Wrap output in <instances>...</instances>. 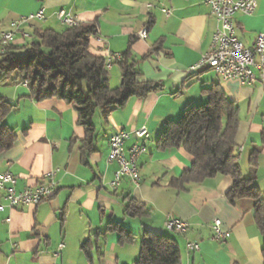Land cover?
I'll use <instances>...</instances> for the list:
<instances>
[{
    "label": "crops",
    "instance_id": "obj_1",
    "mask_svg": "<svg viewBox=\"0 0 264 264\" xmlns=\"http://www.w3.org/2000/svg\"><path fill=\"white\" fill-rule=\"evenodd\" d=\"M255 1L252 16L238 14L236 18L237 36L250 49L257 35L264 33V0ZM42 8L47 20L33 21L26 27L31 38L36 30H65L57 13L69 11L81 24L98 23V35L90 39L95 56L105 58L107 51L122 55L134 39L131 60L138 62L142 80L163 88L146 98L131 99L122 109H99L94 118L93 151L84 156L85 132L78 126L72 106L58 99L38 102L16 78L0 85V98L14 106L4 123L16 134L13 147L0 152V175L11 172L17 179L15 190L22 192L44 183L47 173L61 170L56 176L60 187L53 197L37 206L17 207L2 214L0 264H134L145 231L176 239L183 264H264L255 201L231 202L227 195L233 179L228 176L190 184L185 190L172 187L174 179L191 169L194 158L184 149L157 148L164 122L177 121L188 104H206L209 97L205 90L219 85L240 112L234 149L242 175L252 180L264 197V84L249 87L236 80L224 81L209 68L188 75L211 49L217 29L211 8L204 0H0V32ZM165 8L173 9L170 17L162 13ZM150 19L153 26L148 38L142 40L138 32L147 28ZM30 39L18 36L13 45L29 44ZM148 54L151 56L141 61ZM121 77L122 71L115 64L109 70L110 86L118 88ZM2 113L0 108V117ZM143 126L148 128L149 138L137 160L142 186L134 189L126 180L113 193L108 184L118 164L107 162L110 139L120 131L134 132ZM140 142L129 139L126 152ZM240 147L244 151L238 154ZM254 151L259 152L256 168L249 165ZM127 196L146 204L151 214L139 219L126 217ZM167 215L189 223L186 235L165 228ZM6 218L10 223L4 221ZM216 219L230 230L231 238L225 243L213 240ZM110 223L133 233L135 242L122 245L118 233L107 232ZM88 240L92 241L89 260L82 249ZM193 242L200 245L199 251L187 249ZM62 244L65 247L55 257Z\"/></svg>",
    "mask_w": 264,
    "mask_h": 264
},
{
    "label": "trees",
    "instance_id": "obj_2",
    "mask_svg": "<svg viewBox=\"0 0 264 264\" xmlns=\"http://www.w3.org/2000/svg\"><path fill=\"white\" fill-rule=\"evenodd\" d=\"M152 26L153 20L150 19L148 32ZM97 35V22L80 23L61 32L36 30L32 36L37 39L36 42L23 46L9 45L6 53L0 54V85L13 78L26 81L36 101L58 99L74 108L78 115L77 124L85 132L82 142L84 156L93 151L96 135L94 118L99 109H122L131 99L146 98L163 88L160 84L142 80L138 62L131 60L134 39L122 54V60L115 63L120 67L122 77L120 86L112 88L108 81L106 59L90 51V39ZM150 56L146 55L141 61ZM205 93L209 97L206 104H188L177 121L164 122L157 148L160 151L184 149L194 158L191 169L174 179L172 187L185 190L190 184L203 183L220 175L228 176L233 179V186L227 195L231 202L238 199L255 201V221L263 236L264 258V197L253 181L242 175L235 155L239 109L219 85L205 90ZM0 108L3 112L0 117V152H3L13 147L16 134L4 123L14 106L0 98ZM258 157V151L250 155L249 165L252 168L257 167ZM124 202L128 218L139 219L151 214V209L135 198L127 196ZM107 232L118 233L122 245L135 242V235L118 223H110ZM91 243L88 240L82 246L88 260ZM134 264H183L180 246L172 237L145 231L140 256Z\"/></svg>",
    "mask_w": 264,
    "mask_h": 264
},
{
    "label": "built area",
    "instance_id": "obj_3",
    "mask_svg": "<svg viewBox=\"0 0 264 264\" xmlns=\"http://www.w3.org/2000/svg\"><path fill=\"white\" fill-rule=\"evenodd\" d=\"M205 4L211 8L213 16L217 21V29L213 35L211 49L208 54L196 65L192 66L188 75L194 74L202 69L209 68L222 80L224 77V50H223V24L222 13H231V36H232V62H233V80L241 83L242 86L253 87L258 83L264 84V33H259L254 40V48H247L237 36L236 18L238 14L252 16L256 12L255 0H204ZM153 8V5H149ZM162 13L166 17L173 14V9H162ZM58 21L65 27L71 28L72 21H80L77 16L66 10H60L57 13ZM47 16L45 10L42 8L39 11L22 16L10 24L9 30L0 32V54H5L7 47L12 45L18 36L24 40L30 39L31 34L26 30L30 27L33 21L45 22ZM97 37V36H96ZM138 37L146 40L142 30L138 32ZM105 42L103 38L98 39ZM107 68L110 70L116 62L122 60L121 54H112L106 52ZM22 85L28 87L26 81ZM135 138L140 143L132 146L129 153L126 152V142ZM149 138V130L143 126L134 132L120 131L113 135L110 139V149L107 157L108 163H117L118 169L114 174L113 180L108 184V188L116 193L123 183L129 181L131 187L139 189L142 186V176L140 173L137 160L139 156L146 150V142ZM244 151L242 147L237 149L238 154ZM60 169H56L47 173L44 177L45 182L35 188L26 189L22 192L15 190L17 183L16 177L11 172H6L0 175V221L2 214L7 210H13L17 207L37 206L43 201L50 199L55 195L60 185L56 179ZM5 222L10 223V218L4 219ZM165 228L172 233L178 235H186L189 229V223L186 221L167 215L164 223ZM214 232L213 240L221 243L227 242L230 236V230L223 228L222 221L216 219L212 223ZM64 244L60 245L59 250L54 253L55 257L60 255ZM187 249L189 251H199L200 245L196 242L188 243Z\"/></svg>",
    "mask_w": 264,
    "mask_h": 264
},
{
    "label": "bare ground",
    "instance_id": "obj_4",
    "mask_svg": "<svg viewBox=\"0 0 264 264\" xmlns=\"http://www.w3.org/2000/svg\"><path fill=\"white\" fill-rule=\"evenodd\" d=\"M80 21H72V27L78 26ZM223 24V50H224V81L233 80V62H232V36H231V17L229 13H222ZM5 32V31H2ZM142 34L148 37V29L143 28ZM231 236V233H230Z\"/></svg>",
    "mask_w": 264,
    "mask_h": 264
},
{
    "label": "rangeland",
    "instance_id": "obj_5",
    "mask_svg": "<svg viewBox=\"0 0 264 264\" xmlns=\"http://www.w3.org/2000/svg\"><path fill=\"white\" fill-rule=\"evenodd\" d=\"M36 41H37L36 38H31V39L29 40V43L36 42ZM115 84H116V83H115ZM119 84H120V83H118V85H119ZM111 85H112V83H111ZM112 88H115V85H113Z\"/></svg>",
    "mask_w": 264,
    "mask_h": 264
}]
</instances>
